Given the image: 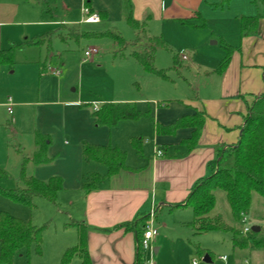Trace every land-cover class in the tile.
Masks as SVG:
<instances>
[{
    "label": "crops",
    "instance_id": "0c3cea01",
    "mask_svg": "<svg viewBox=\"0 0 264 264\" xmlns=\"http://www.w3.org/2000/svg\"><path fill=\"white\" fill-rule=\"evenodd\" d=\"M131 1L134 17L147 20L150 34H160L170 44L188 31L185 27H200L186 24L184 20L200 22L203 17L212 26L214 22L215 25L223 23L220 27L224 29L220 33L234 47L228 68L222 74L217 72L222 77L219 84L211 88L212 92L203 100L196 97L194 106L186 104L190 99L162 103L156 98L150 99L155 106L154 119H150L154 127L152 142L154 148L163 150L160 156L156 151L149 153L144 141L143 154L138 153L132 145V137L143 132L145 122L139 121L147 117L121 120L115 125H98L92 114L93 102H98L100 106L115 100L145 103V99L120 95L89 98L84 97L77 87L73 88L76 94L69 96L64 89L67 76L48 71L49 66H63L65 70L66 67L63 58H57L58 54L54 52L57 40L62 41L56 36L45 37L47 32L61 24H84L85 4L100 15V22L122 21L125 19L124 0H0V53L12 50L11 60L0 57V133L8 129L6 125L11 124L12 132L18 138H25L30 147L31 155L26 157H32L38 148L37 132L48 135L47 155L51 160L46 164H36L30 160L28 164L35 166V172L31 175L42 180L58 175L63 180L55 206L57 224L55 232L50 233L53 252L49 253L46 245V254L36 259L35 264H64L62 256L65 250L75 246L79 239L75 227L65 226L71 219L83 221L87 226V250L93 264H135L140 252L138 233L135 225L132 224L130 228L122 225L144 215L149 216L153 206L157 210L163 207L171 209L173 204L184 202L196 183L213 172L211 162L216 158L217 146L238 141L249 104L264 93V16L260 19L258 31L253 34L242 36L240 22L241 16L263 14V2L232 0L222 8L214 6L221 0ZM228 26L234 29L229 31ZM235 34L236 40L233 39ZM212 36L209 35L210 38ZM72 41L63 43L70 45ZM70 49L68 47L67 51ZM184 51L188 55L187 59L181 56L182 61L191 60V50ZM83 61H86L84 56ZM33 81L38 83L37 90L31 87ZM10 98L12 112L8 111L7 105ZM201 109L205 110L207 117L195 146L190 148L184 142L192 134L193 129L189 127L180 128L174 134H157L156 123L170 124L182 115L194 114ZM233 128H237V131H233ZM83 141L119 146L127 153L128 167L104 179L96 189L85 190L83 183L89 176L93 172L105 174L107 167L84 159ZM184 209H191L181 219L185 220L182 221L184 225L190 227L189 222L194 218L190 206L171 210ZM249 221L251 227H260V235L264 236V197L258 194L253 195L247 213ZM155 223L156 218L153 222L156 227ZM148 225L149 217L146 227ZM164 225H159L160 232H163ZM161 237L158 231L155 241L158 242ZM251 241L252 238L247 247L238 248L234 246L231 236L234 254L231 259L223 255L225 259H221L224 264H264V247H254ZM158 250L159 247H155V252ZM30 252L17 254L13 264L17 257L24 255L30 263ZM142 256L143 253L142 264H150L149 255L147 261ZM66 264H81V259L75 256Z\"/></svg>",
    "mask_w": 264,
    "mask_h": 264
},
{
    "label": "trees",
    "instance_id": "16d2710c",
    "mask_svg": "<svg viewBox=\"0 0 264 264\" xmlns=\"http://www.w3.org/2000/svg\"><path fill=\"white\" fill-rule=\"evenodd\" d=\"M232 0H221L214 4L216 7H226ZM254 2H263L264 0H253ZM263 14L254 16H241V35L253 34L258 31L259 23ZM124 17L126 22L136 33V39H139L142 28L149 38L142 49H133L130 52L142 69L161 77H169L164 69H159L155 65V58L158 49H169L168 42L162 35L150 34L147 28V20H138L133 15V4L131 0H124ZM201 17V16H200ZM199 17V18H200ZM101 18V17H100ZM191 26L203 27L206 25L205 19L200 18V22L184 20ZM98 23V22H97ZM93 24V23H84ZM68 25V24H61ZM70 26V25H69ZM72 26V25H71ZM70 26V27H71ZM83 32L82 38H77V34L71 37L57 35L62 42L73 40L79 42L90 38H111L116 45L124 47L126 39L116 27L101 29L98 31L84 30L81 23L73 25ZM54 32L50 31L45 37H51ZM29 42L38 43L40 40H30ZM225 51L216 72L224 73L230 64L234 47L223 41ZM12 50L1 52L0 57L3 60L12 59ZM121 56L127 57L122 54ZM175 66L179 64L178 54L174 55ZM180 65V64H179ZM98 125H115L121 120H139L143 117L154 119L151 110L138 108L135 102H105L93 111ZM207 114L204 109L196 111L194 114L180 116L176 121L170 124L156 123L157 134H174L180 128H192V134L184 142L191 148L197 144L201 134ZM239 139L235 144L219 145L216 148V158L211 162L213 172L201 178L192 188L184 202L176 203L171 209L190 206L194 213V218L189 222L194 233L201 234L209 231L231 232L232 241L235 247L245 248L250 245L254 247H264V236L260 232H252L250 237L242 233V229L232 227L225 223L221 216L211 217L210 213L216 205V190H223L227 201L232 210L234 219L241 222L243 214L250 210L254 194L264 197V93L257 96L248 106L247 113L244 116V122L240 127ZM50 137L40 132L36 134L37 150L32 157H26L22 163L19 180L21 182L15 188L4 189L0 186V193L13 200L16 203L25 204L29 207L35 206L36 198L46 199L57 204L59 191L63 188V180L55 175L48 180L39 179L33 175H27L26 166L31 160L36 164H46L51 158L47 155ZM132 145L138 153L143 154V138L134 136L131 139ZM83 157L86 161H94L105 164L107 172L101 174L93 172L83 183L87 191L96 189L100 183L120 171L127 168V153L117 145H99L87 141L82 142ZM5 172L0 167V175ZM144 215L133 222H126L122 226L130 228L135 225L138 233V243L142 236L148 219ZM135 222V223H134ZM48 224L36 225L30 218H21L8 212H0V264H13L17 254L22 251L30 252L32 246H35L37 254H42L43 234ZM66 227L73 226L78 231V243L75 246L65 250L62 256V263L70 262L75 256H79L81 264H93L87 250V226L83 221L71 219L65 223ZM203 254L205 251L199 247ZM135 264H142V251L139 248ZM209 255V254H208ZM212 259V256L209 255Z\"/></svg>",
    "mask_w": 264,
    "mask_h": 264
},
{
    "label": "rangeland",
    "instance_id": "374dc122",
    "mask_svg": "<svg viewBox=\"0 0 264 264\" xmlns=\"http://www.w3.org/2000/svg\"><path fill=\"white\" fill-rule=\"evenodd\" d=\"M51 7L55 10L53 6ZM55 13L60 18L59 12L56 11ZM205 22L206 25L203 27H185L188 28V31L181 38L174 41L173 44H170L163 36L168 42L169 49H158L155 65L159 69H164L169 76L168 78L144 71L138 62L130 56L133 49L140 50L146 42H150L143 28L139 39H136L135 31L125 19L112 23L103 20L95 24H81L84 30L91 31L114 26L127 42L122 47L116 45L108 37L83 39L79 44L72 41L70 45L57 40V44L54 45V52L58 54L57 58L60 56L63 58L66 70L63 66L58 67L61 70V75L68 78L64 87L65 93L69 96L75 95L76 92L73 91V88L77 87L80 92L84 93V97L89 98H112L118 95L121 97H134V99L142 98L145 99V103L136 102L135 100L110 102H136L140 109L148 110L151 107L153 115L155 106L150 100L153 98L161 103L170 100H177L175 102H178L179 100L190 99L186 101V104L194 106L196 97L203 100L204 96L212 92L211 88L219 84L222 77L214 70L219 66L225 55L223 41L230 44L226 37L220 33V30L224 29V27H220L223 23L215 25L216 22H214V26H212L208 21ZM52 27H55V25ZM228 28L229 31L232 28L234 29L231 26H228ZM76 33H78L76 35L78 39L79 37L82 38L83 32L77 29L76 26L60 25L51 36L71 37ZM209 35H213L212 38ZM228 37L231 39V36ZM233 39H237L236 34ZM89 46L97 47L99 53L83 61V48ZM68 47L71 48V51H67ZM185 49L191 50V60L183 62L180 57L183 56ZM122 54L127 57L121 56ZM175 54H178L180 64L177 67H174ZM50 84L52 85V81H50ZM37 85V81L31 83L34 90H37ZM147 118L139 121L145 122V124L142 134L137 136L143 138L144 144L148 146L149 153L152 154L156 151L152 142L154 127L150 121L151 118ZM6 127L8 129L0 133V167L5 172V174L0 175V186L4 189H10L21 184L19 177L22 163L26 157L25 155H31V150L26 144L25 138H18L16 133L12 132L11 124L6 125ZM233 131H237V128H233ZM26 172L30 176L35 172V166L32 163H27ZM55 206L56 204L54 205L46 199L36 198L35 206L29 207L25 204L16 203L0 193V212L5 211L17 217L30 218L36 225L48 224L43 234L42 254H37L35 246H32L29 256L30 263H28L27 256L24 255L17 257L15 264L19 262L21 264H35L36 259L39 260L43 254H46V245L48 252H53L50 233L55 232V225L57 224L55 219L57 207ZM190 210H171L167 207L157 210L155 224L162 237L158 242H154V247H159V250L153 254L155 264H193L194 259H197L200 264H224L221 259L223 255L230 259L233 257L231 232L216 230L201 234L193 233L188 225L182 223L185 220L181 221L186 212ZM210 215L211 217L221 216L227 225L241 228L242 223L236 222L234 219L223 190H216V205ZM162 223L165 225L163 232L162 230L160 232L158 227ZM249 223L251 222H247V224ZM199 247L205 251L203 254H201L202 251H199ZM142 253V259L147 261V252L142 251ZM206 254L212 256V263H206L203 260Z\"/></svg>",
    "mask_w": 264,
    "mask_h": 264
},
{
    "label": "built area",
    "instance_id": "2783aa9c",
    "mask_svg": "<svg viewBox=\"0 0 264 264\" xmlns=\"http://www.w3.org/2000/svg\"><path fill=\"white\" fill-rule=\"evenodd\" d=\"M83 13H84V17L82 21L84 23H97V22H100L101 20L100 15L97 12L91 11V9L86 4L83 7ZM97 53H99V49L95 46H89V47L83 48V56L86 60L92 58ZM183 58L187 59V54H183ZM48 71L55 75H60L61 73V70L59 68H54L51 66L48 67ZM7 105H8V111L12 112L11 98L9 99V102L7 103ZM98 108H99V103L93 102V109L97 110ZM156 154L159 156L163 155V150H161L160 148H157ZM156 211H157L156 207L153 206V208L151 209L149 213V225L142 232V236L139 241V248L141 251L147 252V255H149L150 264H155L152 260V257L155 252L154 241L158 233L157 228L153 226ZM241 223H242V228H241L242 233L245 236L253 232L252 227L249 224H247V214L242 215ZM222 258L225 259V257H222ZM193 264H200V263L198 262L197 259H194Z\"/></svg>",
    "mask_w": 264,
    "mask_h": 264
},
{
    "label": "water",
    "instance_id": "95a60500",
    "mask_svg": "<svg viewBox=\"0 0 264 264\" xmlns=\"http://www.w3.org/2000/svg\"><path fill=\"white\" fill-rule=\"evenodd\" d=\"M252 231H253V232H259V231H260V227L254 225V226H252ZM203 260H204L206 263H210V262L212 261L208 254H206V255L204 256Z\"/></svg>",
    "mask_w": 264,
    "mask_h": 264
}]
</instances>
